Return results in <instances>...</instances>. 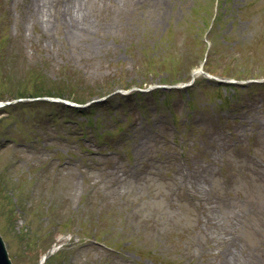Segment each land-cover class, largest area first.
Returning <instances> with one entry per match:
<instances>
[{
    "label": "rangeland",
    "instance_id": "374dc122",
    "mask_svg": "<svg viewBox=\"0 0 264 264\" xmlns=\"http://www.w3.org/2000/svg\"><path fill=\"white\" fill-rule=\"evenodd\" d=\"M26 1L0 0L12 263L264 264V0H88L81 37Z\"/></svg>",
    "mask_w": 264,
    "mask_h": 264
},
{
    "label": "bare ground",
    "instance_id": "6f19581e",
    "mask_svg": "<svg viewBox=\"0 0 264 264\" xmlns=\"http://www.w3.org/2000/svg\"><path fill=\"white\" fill-rule=\"evenodd\" d=\"M88 0H27L28 14L34 17V22H40L45 27L53 24L62 25L69 33L81 37L90 31L86 24L85 10ZM194 76L204 73V68L193 72ZM211 78L209 75H207Z\"/></svg>",
    "mask_w": 264,
    "mask_h": 264
},
{
    "label": "water",
    "instance_id": "95a60500",
    "mask_svg": "<svg viewBox=\"0 0 264 264\" xmlns=\"http://www.w3.org/2000/svg\"><path fill=\"white\" fill-rule=\"evenodd\" d=\"M0 264H13L7 251L3 237L0 234Z\"/></svg>",
    "mask_w": 264,
    "mask_h": 264
},
{
    "label": "trees",
    "instance_id": "16d2710c",
    "mask_svg": "<svg viewBox=\"0 0 264 264\" xmlns=\"http://www.w3.org/2000/svg\"><path fill=\"white\" fill-rule=\"evenodd\" d=\"M39 89H42V88H39ZM56 93H54V91H39L38 90V91H35L34 93L30 94L29 96H32V97H42V96H56V97H60V96L63 95V94H60L59 92H56Z\"/></svg>",
    "mask_w": 264,
    "mask_h": 264
}]
</instances>
